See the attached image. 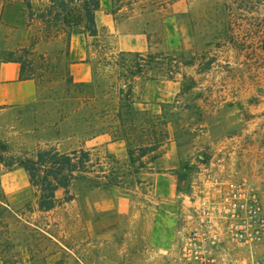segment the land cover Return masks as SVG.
Wrapping results in <instances>:
<instances>
[{"label":"rangeland","instance_id":"1","mask_svg":"<svg viewBox=\"0 0 264 264\" xmlns=\"http://www.w3.org/2000/svg\"><path fill=\"white\" fill-rule=\"evenodd\" d=\"M111 2L109 11L116 13L118 2L125 1ZM189 2L185 14L159 11L154 50L142 54L155 58L146 62L125 52L119 59L117 34L106 27L98 26L94 37L82 25L68 29L69 38L72 32L85 37L93 85L94 98L85 95L88 103L77 104L74 88L65 90L69 60L63 37L52 28L49 39L20 52L29 38L43 35L38 15L48 1L0 0V63L22 57L24 76L36 84L35 101L0 111V140L18 152L81 147L90 153L89 178L102 182L75 180L54 192L52 209L39 211L25 172L0 166L4 264H167L190 221L195 182L208 174L245 179L264 208V0ZM150 80L174 82L172 99L141 103V87ZM124 83L131 87V107L145 111L131 121V146L140 143L142 117L148 120L142 142L159 127L167 134L157 151L141 159V167L129 162L127 152L118 159L104 153L101 143L84 144L88 132L81 119L107 109L103 125L114 121L117 88L125 90ZM87 122L98 124L96 118ZM169 146L178 166L172 179L157 180L161 189L156 190L147 163Z\"/></svg>","mask_w":264,"mask_h":264},{"label":"trees","instance_id":"2","mask_svg":"<svg viewBox=\"0 0 264 264\" xmlns=\"http://www.w3.org/2000/svg\"><path fill=\"white\" fill-rule=\"evenodd\" d=\"M48 5L43 12L38 15L40 24L42 25L43 35L29 38L27 46L20 47V52L25 54L29 49L39 40H47L50 37V30L53 28L55 34L59 37H63L66 42L65 55L68 50L69 33L68 29L82 25V31L89 36H96L97 31L94 23V13L98 9V0H47ZM126 55H132L136 60L146 62L155 58L152 55L143 56L139 53H125ZM124 56L122 52L118 54L119 59ZM7 61L16 62L19 64L20 78L26 79L24 76V62L22 57L12 58ZM115 65L119 66L118 60H115ZM141 72V70H137ZM133 72H129L130 75ZM128 81V80H127ZM125 85V83H124ZM71 86L79 95V101L77 104H87L89 100L85 99V95L88 99H93L94 96L89 91L92 88L90 82H74L71 77L65 78V90ZM124 90L122 86L117 88V105L115 107L114 121H110V124L104 126L103 119L107 109H103L99 114V117L87 116L82 118L81 121L86 127L88 137H94L99 134L107 133L111 134V138L114 140H123L127 147V156L130 163L135 161L139 162V166H142L141 159L147 155L155 152L162 145L166 132L160 129L156 132L153 131L151 140L148 142H142L141 136L146 135L145 124L148 123L146 118L141 119L139 128V135L137 139L140 143L131 146L128 137L135 130L131 121L134 115L140 113L141 116L145 115V111L141 112L134 110L131 107L130 94L131 87L126 84ZM114 109V108H113ZM96 118L97 125H90L87 121L93 122ZM114 123V124H113ZM163 123L159 122L158 126ZM145 141V140H144ZM152 156L151 158H153ZM150 158V159H151ZM90 153L81 148L72 149L68 152L57 150L54 147L49 148H37L33 151H21L14 150L10 144L4 140H0V166L7 171H12L16 168H21L28 179L29 185L34 188L36 193V208L39 211H48L56 205L54 198V192L57 189L66 190L68 186L75 180L93 181L94 185L99 186L102 182H96L92 178H89L91 164ZM104 178V176H99Z\"/></svg>","mask_w":264,"mask_h":264},{"label":"crops","instance_id":"3","mask_svg":"<svg viewBox=\"0 0 264 264\" xmlns=\"http://www.w3.org/2000/svg\"><path fill=\"white\" fill-rule=\"evenodd\" d=\"M122 1L125 2H118L116 13H111L109 11L112 6L111 0H98V9L94 13V23L96 28L103 26L107 30L117 34L113 37L116 50L125 53H139L142 55L154 50V45L156 44V25L159 21L158 13L161 9L166 14L167 9L173 14H185L190 10L189 0H174L172 2ZM116 15H118L117 21L116 19H112ZM85 54L84 35L72 32L66 56L69 60L68 74L74 82L86 83L90 81V66L85 60ZM166 87L168 88V92ZM176 90L174 82L158 84L153 80L146 81L141 87V103L148 105L150 102L169 101ZM35 99L36 84L34 80L31 78H20L18 63L12 61L1 62L0 111L10 106L32 103ZM96 143H101L104 153L114 158L124 159L126 157L127 151L123 140H114L107 133L84 139V144L86 145H95ZM79 148L81 147L77 149ZM147 165H150L148 169H154L151 175L155 177L154 189L158 190L161 187L157 186L159 185L157 180L162 179L163 176L172 179L171 170L178 166V160L173 156L172 147L169 146L160 151L153 159H150ZM184 198H188L187 195ZM0 264H4L1 258Z\"/></svg>","mask_w":264,"mask_h":264},{"label":"built area","instance_id":"4","mask_svg":"<svg viewBox=\"0 0 264 264\" xmlns=\"http://www.w3.org/2000/svg\"><path fill=\"white\" fill-rule=\"evenodd\" d=\"M191 203L167 264H264V208L245 179L208 174Z\"/></svg>","mask_w":264,"mask_h":264}]
</instances>
